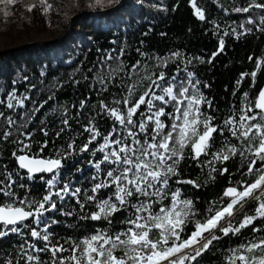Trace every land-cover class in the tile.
<instances>
[{
	"label": "snow or ice",
	"instance_id": "6c2138e0",
	"mask_svg": "<svg viewBox=\"0 0 264 264\" xmlns=\"http://www.w3.org/2000/svg\"><path fill=\"white\" fill-rule=\"evenodd\" d=\"M14 2L0 0V13L9 16V7ZM96 2L99 4L101 0ZM38 3L45 11L52 7L48 0H38ZM36 6L33 3L27 10L32 11ZM232 11L249 14L245 23L238 26L244 32L253 30L245 24L264 32V0H245L243 6H233ZM197 15L205 19L200 10ZM224 35L229 33L225 31ZM224 44L220 39V51ZM123 55V49L119 52L113 49L104 55L98 66L106 70L97 72L95 77L100 85L97 94L108 92V84L116 75H120L121 82L125 75L130 81L111 104L100 101L96 115L106 114L113 119L110 130L102 132L95 122L96 116H91L82 125L87 139L77 144L71 137L69 120L73 117H68L65 110L60 121L62 126L55 132L51 144L55 147V141L66 131L70 133L69 140L55 147L52 155L46 154L49 140H35L28 128L35 113L43 107V104L35 106V102L32 109L26 107L35 85H29L19 96L13 87L0 98V142L14 146L10 156L16 169L0 164V242L13 235L18 238L12 257L0 260V264H199L198 258L214 241L221 239L217 232L223 236L238 235L243 229H249L253 236L229 249L226 264H264V88L252 94L255 99H250L245 91L243 101L226 117L217 120L212 100L201 91L208 85L202 86L188 68L195 57L182 56L178 51L157 57L158 69L174 64L175 71L144 75L140 60L126 66L120 59ZM109 61L115 66L109 65ZM255 63L259 68L261 62ZM245 76H251L255 85L256 71L243 73L237 83ZM142 81L147 83L138 93ZM17 82L13 81V85ZM86 103L87 99L80 101L77 117ZM39 131L44 137L49 136L46 126ZM218 137L232 142L212 151ZM185 149L189 150L192 160L211 166L212 172L217 171L216 161L227 162L235 156L245 158L244 175L253 177L251 181L238 182L239 188L229 187L223 193L229 201L222 206H210V215L202 222L197 221L195 230L187 236L182 233L190 216L195 215L194 204L192 200L182 199L180 188L174 189L170 184L173 177L180 175L179 165L185 159ZM77 152H88L92 157L101 154L99 159L89 161L96 172L88 191L63 181V161ZM209 155L211 160H200ZM228 171L226 167L219 170L221 175ZM36 179L45 185L42 195L31 194V186L22 182ZM174 183L200 186L191 179H177ZM17 188L24 190L23 195ZM67 200L75 201L81 220L106 221L111 226L113 218L122 213L119 223L123 227L114 231L97 228L82 238L56 236L53 226L60 221L50 214L73 216L74 212L64 207ZM249 201L254 202L253 215L245 208ZM239 214L242 219L237 222ZM257 221L260 226L256 225Z\"/></svg>",
	"mask_w": 264,
	"mask_h": 264
},
{
	"label": "trees",
	"instance_id": "16d2710c",
	"mask_svg": "<svg viewBox=\"0 0 264 264\" xmlns=\"http://www.w3.org/2000/svg\"><path fill=\"white\" fill-rule=\"evenodd\" d=\"M33 3L37 6L28 11L27 7ZM48 3L52 7L45 11L38 0H15L14 5L9 7V16L5 17L0 13V35L36 31L59 36L66 31L64 37L57 42L32 44L0 55V98L13 87L19 96L27 91L29 85H35L29 93L31 99L25 102L26 107L32 109L33 102L35 106L43 104V107L35 113L28 128L33 131L35 140H49L47 155L54 154L55 147H60L69 140L70 133L66 131L60 140L55 141V147L51 144L55 139V132L62 126L60 121L65 110L68 117H73L69 120L71 137L76 139L77 144L86 141L88 134L83 133L82 125L91 116H96L95 122L102 132L110 130L113 119L106 114L96 115L100 101L103 99L105 103L111 104L114 98L122 94L123 86L130 83L126 75L123 82L120 75H116L108 84L109 91L97 94L96 89L100 85L96 81V73L106 70L98 64L113 49L116 52L124 50L120 59L126 66L140 60V71L144 75L156 71H175L174 64L158 69L157 57H167L176 51L182 56L195 57L188 68L202 86L208 85L202 87L201 91L212 100L217 120L226 117L234 106L243 101L245 91L249 93L250 99H255L252 94L258 92L264 83V32L247 24L245 27L253 30L244 32L238 26L245 23L249 14L232 11L233 6H243L245 0H101L99 4L96 0H48ZM197 10L203 12L205 19L199 18ZM105 11L107 12L103 13ZM232 28H236L235 33ZM225 31L229 35L225 36ZM220 39L225 41L223 51L219 50ZM214 53L218 54L213 56ZM257 61L261 62L259 68L256 67ZM108 64L115 66L111 61ZM181 64L183 66V61ZM107 70L110 71L111 68ZM252 71L257 72L255 85L252 84L251 76H245L240 84L237 83L243 73ZM25 76L28 78L26 81L23 79ZM13 81L18 82L13 85ZM146 83L147 81H142L139 84L138 93ZM83 99H87V103L77 117L79 103ZM19 111L22 112L23 109ZM44 126L49 131L48 137H44L39 131ZM231 142V139L225 141L218 137L212 151L218 150L223 143ZM13 147L11 143L0 142V164H7L10 170H16L10 156ZM100 156L97 153L96 157H92L88 152H77L69 156L63 161L61 169L63 181L71 182L74 187H80L83 191L90 190L94 183L91 177L96 170L89 161H95ZM211 159V155L200 158L205 162ZM246 164L245 158L230 157L227 162L216 161L214 166L217 171L212 172L211 166H203L199 161L192 160L189 150L185 149V159L179 165L180 175L170 181L174 189L180 188L181 198L192 200L195 208V215L188 219L183 236L195 230L197 221L202 222L210 215V206H222L229 201L223 196L228 187L239 188L238 182L253 179L252 176L244 175L247 171ZM225 167L229 171L221 175L219 170ZM21 175L23 176V172ZM47 178L45 175V179ZM177 179H191L200 186L175 184ZM22 182L31 186V194H43L45 185L41 180ZM17 191L23 195V189L17 188ZM253 203L249 201L245 205L249 215L254 214V208L251 207ZM64 207L73 211L74 215L65 217L58 213L50 214L60 221L53 229L56 236L61 238H82L97 228L114 231L123 227L119 223L123 218L122 213L113 218L114 223L110 226L106 221L79 219L81 213L74 200H67ZM236 219L237 222L242 219V214ZM256 225L260 226V221ZM217 235L221 239L214 241L209 250L198 258L199 264H226L229 249L238 247L253 236L249 229H243L238 235L230 233L223 236L219 232ZM17 243L18 238L14 235L0 242V260L11 258Z\"/></svg>",
	"mask_w": 264,
	"mask_h": 264
},
{
	"label": "rangeland",
	"instance_id": "374dc122",
	"mask_svg": "<svg viewBox=\"0 0 264 264\" xmlns=\"http://www.w3.org/2000/svg\"><path fill=\"white\" fill-rule=\"evenodd\" d=\"M57 36L58 35L55 36L49 33H39L36 31H31L28 34H18L13 32L11 35H0V52L14 49L32 42H48Z\"/></svg>",
	"mask_w": 264,
	"mask_h": 264
},
{
	"label": "water",
	"instance_id": "95a60500",
	"mask_svg": "<svg viewBox=\"0 0 264 264\" xmlns=\"http://www.w3.org/2000/svg\"><path fill=\"white\" fill-rule=\"evenodd\" d=\"M107 11H105V12H103V13H106ZM66 34V31H64L63 33H61L59 36H57L56 38H54L53 40H51V41H48V42H57V41H59V40H61L63 37H64V35ZM48 42H37V43H31V44H26V45H22V46H20V47H17V48H14V49H8V50H6V51H2V52H0V55L1 54H3V53H7V52H10V51H16V50H21V49H24L25 47H27V46H29V45H32V44H45V43H48ZM261 88H264V83H263V85H262V87ZM234 187H237V186H234ZM229 188V187H228ZM227 188V189H228ZM226 189V190H227ZM225 190V191H226ZM224 196V195H223ZM225 197V196H224ZM225 198H227V199H229L228 197H225Z\"/></svg>",
	"mask_w": 264,
	"mask_h": 264
},
{
	"label": "bare ground",
	"instance_id": "6f19581e",
	"mask_svg": "<svg viewBox=\"0 0 264 264\" xmlns=\"http://www.w3.org/2000/svg\"><path fill=\"white\" fill-rule=\"evenodd\" d=\"M33 43V42H32ZM35 43H37V42H35ZM44 43V42H43ZM29 44H31V43H29Z\"/></svg>",
	"mask_w": 264,
	"mask_h": 264
}]
</instances>
